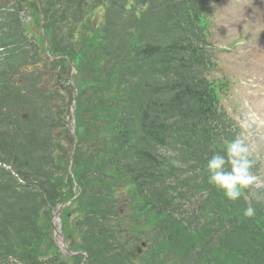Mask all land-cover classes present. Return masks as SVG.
I'll use <instances>...</instances> for the list:
<instances>
[{
    "label": "trees",
    "instance_id": "1",
    "mask_svg": "<svg viewBox=\"0 0 264 264\" xmlns=\"http://www.w3.org/2000/svg\"><path fill=\"white\" fill-rule=\"evenodd\" d=\"M148 1V8L139 13L136 1L115 0V27L119 24L129 36L130 31L140 32L141 58L136 63L122 56L127 70H117L114 80L109 75L105 79H110L108 88L113 90L115 86L118 96L123 94L119 86L126 84L128 107L114 108L111 137L115 148L108 158L112 166L125 170L138 194L134 202L145 210L152 230L149 237L155 244L152 253L157 251L152 262L237 264L240 260L244 264H264V241L257 238L260 230L255 224L250 222L248 226L250 218L232 227L229 234L212 238L208 228L197 226L195 215L185 214L179 201L182 192L173 193L172 187L178 186L171 185L172 177L177 180L187 172L181 180L184 185L199 174L209 190L203 202L211 209L214 204L221 205L217 189L208 180L207 161L216 152H223L237 133L226 113L214 108L215 90L202 74L205 68L197 61L194 49L186 44L195 28L186 14L187 1ZM190 3L191 8H199V0ZM156 5L169 13L158 18ZM52 41L58 51L71 53L72 45L54 35ZM8 87L4 85L3 91ZM27 89L28 93L22 94L13 86L0 95V163L10 164L23 180L21 183L0 165V264H12L10 259L33 264L35 247L48 241L46 226L35 216L37 204L43 207L41 216L47 217L44 195L60 194L64 188L63 175L53 168L64 169L69 153L67 147L62 146L63 153L58 150L64 141L59 118L65 109L55 105L48 88L32 85ZM11 113L17 117L15 123ZM6 128L9 133H5ZM162 147L176 149L175 155L161 152ZM122 155L136 161L127 168ZM102 181H97L94 188L85 184L77 200L87 211L92 229L86 238L94 254L107 249L110 235L107 222L102 221L105 215L98 214H105L104 205L112 203ZM186 221L189 225L184 224Z\"/></svg>",
    "mask_w": 264,
    "mask_h": 264
},
{
    "label": "rangeland",
    "instance_id": "2",
    "mask_svg": "<svg viewBox=\"0 0 264 264\" xmlns=\"http://www.w3.org/2000/svg\"><path fill=\"white\" fill-rule=\"evenodd\" d=\"M214 4V40L218 45L239 41L236 53L222 54V68L215 75L235 80L224 101L240 123L251 155L262 162L256 182L264 187V0H214Z\"/></svg>",
    "mask_w": 264,
    "mask_h": 264
},
{
    "label": "clouds",
    "instance_id": "3",
    "mask_svg": "<svg viewBox=\"0 0 264 264\" xmlns=\"http://www.w3.org/2000/svg\"><path fill=\"white\" fill-rule=\"evenodd\" d=\"M250 155L249 145L236 138L227 142L223 152H216L207 161L209 183L222 189L229 200H238L244 189L256 183L257 177L251 171L253 160ZM256 214V209L251 205L244 212L246 217Z\"/></svg>",
    "mask_w": 264,
    "mask_h": 264
}]
</instances>
